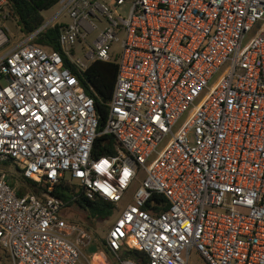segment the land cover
I'll list each match as a JSON object with an SVG mask.
<instances>
[{"label": "built area", "instance_id": "2783aa9c", "mask_svg": "<svg viewBox=\"0 0 264 264\" xmlns=\"http://www.w3.org/2000/svg\"><path fill=\"white\" fill-rule=\"evenodd\" d=\"M59 1L68 24L50 20L7 50L0 25V164L46 184L20 194L0 170L10 264H77L91 239L61 218L53 187L116 206L137 172L144 178L105 236L112 253L135 249L147 264H187L191 251L206 264H264V0ZM95 21L106 26L88 44ZM55 25L60 52L32 43ZM77 42L86 65L70 59ZM64 57L77 74L95 61L117 65L102 126ZM100 136L112 154L92 155Z\"/></svg>", "mask_w": 264, "mask_h": 264}, {"label": "trees", "instance_id": "16d2710c", "mask_svg": "<svg viewBox=\"0 0 264 264\" xmlns=\"http://www.w3.org/2000/svg\"><path fill=\"white\" fill-rule=\"evenodd\" d=\"M10 17L16 22L21 33L25 36L36 31L44 24L41 12L50 9L59 0H6ZM58 26L48 27L44 31L40 32L32 43L49 50H55L60 52L58 44ZM64 64L69 67L71 71L77 74L75 68L69 64L64 57ZM117 71V65L111 62L95 61L82 73V77H79V83L82 86L84 92L93 99L96 114L98 116L100 125L102 126L108 111V103L110 101L113 83ZM104 141H107L104 144ZM113 141L110 137L100 136L96 139L92 155L104 156L112 154ZM12 163L11 161L4 162L2 164ZM13 164V163H12ZM14 165V164H13ZM17 170L16 179L8 181L9 184L15 187L20 194L24 192H31L34 194H40L46 189V184L35 183L32 180L25 179L22 176V171L14 165ZM52 194L61 198L65 202V207H69L73 204L79 205L81 208L87 211L88 218H95L97 220H106L112 214L113 205L109 202H105L99 198L88 200L83 197L73 198L77 196L74 187L69 186L63 182L58 183L53 187ZM153 200H156V196H152ZM145 210L153 211L149 202L144 206ZM88 254L102 252L107 257L110 264H119L121 259H130L135 264H147L148 260L144 253L135 249H123L122 254L117 261L112 260L114 253H112L106 243L105 238H101L98 235L93 236V239L89 243L87 248ZM121 252V251H120ZM96 255V254H94ZM117 255V254H116Z\"/></svg>", "mask_w": 264, "mask_h": 264}, {"label": "rangeland", "instance_id": "374dc122", "mask_svg": "<svg viewBox=\"0 0 264 264\" xmlns=\"http://www.w3.org/2000/svg\"><path fill=\"white\" fill-rule=\"evenodd\" d=\"M98 2H106L108 0H96ZM62 2L59 1L54 6H52L50 9L41 12V15L43 17L44 23H47L51 20V22H60L64 24H68L70 22V19L65 13H62L61 15H56L59 11V9L62 6ZM127 12V5L124 6L118 13H120L123 17L126 16ZM97 29L86 38V42L89 44L90 41H92L99 33L100 30H102L106 26L105 21H95ZM0 25H2L5 28V34L9 37V43L6 45V49L11 48L12 46L19 43L24 34L21 33L19 27L17 26L16 22L9 16H7L5 19H0ZM252 34V33H251ZM111 51L113 52L112 59L117 63L119 62L120 53L121 50L119 48V43H112L111 44ZM85 52H86V45H84L82 42H77L73 49L72 53L70 55V59L72 61H75L78 59L81 63L84 65L87 64V59L85 58ZM79 77H82V73H78ZM79 77L78 80H79ZM0 170L5 172L8 175V181H12V179H16L18 173L16 168L12 163L7 164H0ZM144 178V174L141 172L136 173L135 179L131 182L129 185L124 198L121 200L120 203H118L116 206L112 209V214L110 217H108L106 220H97L95 218H88L87 211L83 208H81L77 204H73L69 207H64L62 211L60 212V216L63 219H66L68 222L75 223L82 229H84L88 235L90 236V239H93L94 234L100 236L101 238H105L106 233L108 229L111 227V224L115 220L116 217H118L119 213L123 210V208L130 203L131 197L135 190L139 187L141 181ZM90 240V241H91ZM90 241L82 247L81 250V256L77 264H110L107 257L104 255H99L97 253L96 255H90L88 254L89 251L86 250L87 245L90 243ZM122 254V251L117 253V255H113L112 260L117 261ZM96 256H101L93 261V258ZM7 262V254L4 252V249L0 246V264H5ZM106 262V263H105ZM187 264H206L204 260L195 252L191 251Z\"/></svg>", "mask_w": 264, "mask_h": 264}, {"label": "crops", "instance_id": "0c3cea01", "mask_svg": "<svg viewBox=\"0 0 264 264\" xmlns=\"http://www.w3.org/2000/svg\"><path fill=\"white\" fill-rule=\"evenodd\" d=\"M88 247H89V244L87 245L86 250H87ZM4 252H6V251L4 250ZM97 253H99V255H103V256H104V253H102V252H97ZM97 253H92V254H90V255H94V254H97ZM6 254H7V262H6L5 264H10L11 262H10L9 255H8L7 252H6ZM99 257H101V256H96L95 258H93V261H94L95 259L99 258ZM101 258H102V257H101ZM105 263H106V262H105Z\"/></svg>", "mask_w": 264, "mask_h": 264}, {"label": "snow or ice", "instance_id": "6c2138e0", "mask_svg": "<svg viewBox=\"0 0 264 264\" xmlns=\"http://www.w3.org/2000/svg\"><path fill=\"white\" fill-rule=\"evenodd\" d=\"M105 167H107V162L102 161L100 165H97V170L103 171ZM125 175H127V172L125 173Z\"/></svg>", "mask_w": 264, "mask_h": 264}]
</instances>
